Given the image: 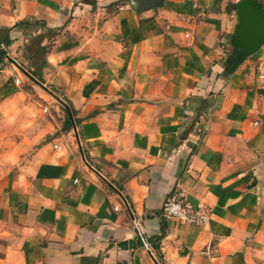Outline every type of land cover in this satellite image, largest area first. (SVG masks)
I'll return each instance as SVG.
<instances>
[{"label": "crops", "instance_id": "1", "mask_svg": "<svg viewBox=\"0 0 264 264\" xmlns=\"http://www.w3.org/2000/svg\"><path fill=\"white\" fill-rule=\"evenodd\" d=\"M235 2L0 0V264H264V46L227 69ZM16 63L67 105L36 134ZM176 191L206 224L163 215Z\"/></svg>", "mask_w": 264, "mask_h": 264}, {"label": "water", "instance_id": "2", "mask_svg": "<svg viewBox=\"0 0 264 264\" xmlns=\"http://www.w3.org/2000/svg\"><path fill=\"white\" fill-rule=\"evenodd\" d=\"M164 1L132 0V4L138 10H149L161 7ZM233 7L237 25L231 37L233 50L226 61L227 69L230 71H235L264 46V9L262 6L256 0H238ZM59 100L66 105L61 99Z\"/></svg>", "mask_w": 264, "mask_h": 264}, {"label": "rangeland", "instance_id": "3", "mask_svg": "<svg viewBox=\"0 0 264 264\" xmlns=\"http://www.w3.org/2000/svg\"><path fill=\"white\" fill-rule=\"evenodd\" d=\"M238 0H236L237 2ZM17 64V63H16ZM17 66L25 73V76L29 79L27 82L21 81L20 79L17 80V84H19L22 89L27 93L26 96H23L16 104L17 110L24 112H28V117L30 118L25 124V117L23 116L22 122L19 126H23L24 128L32 127L33 131L36 127V133L41 132L43 126L46 124L47 120H53V117L58 112H63L64 106L62 105L61 101L56 97L51 95V91L48 87H46L42 81L34 76L31 71L24 70L17 64ZM25 66V64H23ZM26 67V66H25ZM52 90V89H51ZM1 104V102H0ZM2 111L0 110V115ZM6 124V123H5ZM3 124V127H5ZM50 137V136H49ZM49 137L43 138L40 144L45 143Z\"/></svg>", "mask_w": 264, "mask_h": 264}, {"label": "built area", "instance_id": "4", "mask_svg": "<svg viewBox=\"0 0 264 264\" xmlns=\"http://www.w3.org/2000/svg\"><path fill=\"white\" fill-rule=\"evenodd\" d=\"M163 215L170 220L194 225H203L209 220V213L206 208L202 204L197 207L193 206L187 201L184 191H176L167 199L163 207ZM133 227L145 248L149 249L144 227L141 221L135 217L133 218Z\"/></svg>", "mask_w": 264, "mask_h": 264}, {"label": "trees", "instance_id": "5", "mask_svg": "<svg viewBox=\"0 0 264 264\" xmlns=\"http://www.w3.org/2000/svg\"><path fill=\"white\" fill-rule=\"evenodd\" d=\"M258 2V1H257ZM259 3V2H258ZM260 4V3H259ZM9 41H7V43H8ZM5 54H6V51H5V48L2 46V44H0V62H2L3 61V58L5 57ZM33 75L34 76H36L37 78H39L38 76H37V73H36V71H35V73L33 72ZM40 79V78H39ZM41 80V79H40ZM68 125H69V127L71 126V123H70V116H68Z\"/></svg>", "mask_w": 264, "mask_h": 264}]
</instances>
